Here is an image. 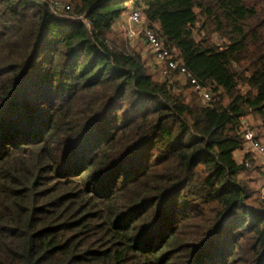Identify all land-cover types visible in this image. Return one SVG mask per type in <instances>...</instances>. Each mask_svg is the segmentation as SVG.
<instances>
[{
  "label": "trees",
  "instance_id": "obj_1",
  "mask_svg": "<svg viewBox=\"0 0 264 264\" xmlns=\"http://www.w3.org/2000/svg\"><path fill=\"white\" fill-rule=\"evenodd\" d=\"M69 1L0 0V264H264V0ZM129 4L209 103L109 37Z\"/></svg>",
  "mask_w": 264,
  "mask_h": 264
},
{
  "label": "built area",
  "instance_id": "obj_2",
  "mask_svg": "<svg viewBox=\"0 0 264 264\" xmlns=\"http://www.w3.org/2000/svg\"><path fill=\"white\" fill-rule=\"evenodd\" d=\"M35 1L46 4L49 11L54 15H65L71 9L70 5L62 0ZM121 17L122 22L117 23L116 27H119L124 37L130 41L137 39L139 34L143 35L142 39L145 43L146 50L151 56V67L158 70L163 79L170 82V80L173 81L172 79L174 77H178L189 86L191 91L202 101V103H209L212 100L210 88L201 85L180 63V61L175 59L172 51L165 46L157 31L152 30V28L145 22V18L140 9L131 6ZM240 131L243 140L242 150L245 152V155L252 156V160L255 161L260 174L264 178L263 141L257 138L255 131L245 123H242ZM239 164L249 170L252 161L243 159L239 161ZM256 196L264 202V189H262L261 192L256 193Z\"/></svg>",
  "mask_w": 264,
  "mask_h": 264
},
{
  "label": "rangeland",
  "instance_id": "obj_3",
  "mask_svg": "<svg viewBox=\"0 0 264 264\" xmlns=\"http://www.w3.org/2000/svg\"><path fill=\"white\" fill-rule=\"evenodd\" d=\"M62 1H64L65 3H68L69 5H70V7H71V4H70V1L69 0H62ZM133 7V5H131V4H129L128 5V8L129 7ZM128 8H127V10H128ZM133 8H135V7H133ZM124 14H122V16H123ZM144 18H145V16H144ZM122 22V17H120L116 22H115V25L113 26V29H112V31H111V33H110V35H109V37L110 38H112V39H114L115 41H116V43H123L124 45H126V42L128 41V42H131L132 43V47L130 48V49H132L133 48V50L134 49H137V50H139V51H141L142 49H144V51H146V53H144L145 55H146V57H147V66H150L151 67V62H152V60H151V56L149 55V53H148V51L146 50V46H145V43L143 42V39H142V34H139V36L137 37V39H134V40H132V41H130V40H127L125 37H124V35H123V33L121 32V30L119 29V27H116V25H117V23H121ZM145 22L149 25V23L147 22V20L145 19ZM152 28V30H157L158 29V26H155V27H151ZM204 33L202 32V35H203ZM195 35H196V38H198V36H197V32H196V30H195ZM126 41V42H125ZM139 41H142V42H140V44L139 45H137L136 44V42H139ZM127 42V43H128ZM216 42H218V44H220L221 43V40H216ZM120 43V44H121ZM120 44H118V45H120ZM122 45V44H121ZM144 45V46H143ZM150 73H151V75H152V77H153V79L154 80H156V81H166L165 79H163L162 77H161V75H160V73L158 72V70H156L155 68H152L151 67V71H150ZM173 81H171L170 80V82L168 83V85H171V86H173V88L175 89V92L177 93V92H179L180 90L183 92V94L186 96V98L189 100V99H191V98H195L196 97V95L191 91V89L180 79V78H178V77H174L173 79H172ZM168 82V81H167ZM173 83V84H172ZM241 90L243 91L244 89H242L241 88ZM197 102H199V103H201V104H203L202 103V101L197 97ZM257 121L258 120H256V118L254 117H252V116H250L249 117V120H248V125L250 126V127H254L255 128V131L257 132V134H258V136H259V138L261 137L262 139H264L262 136H263V134H264V128L262 127V126H260V127H256L257 126ZM263 142H264V140H263ZM249 160H250V157H249ZM248 169V168H247ZM248 172H250L249 170H246V172L245 173H248ZM246 180L249 182V184L250 185H254V183H255V186H254V188H255V190H256V192L258 193V192H261V190L262 189H264V178H262L261 176H257V177H253L251 180L249 179V177H247L246 178ZM251 181V182H250Z\"/></svg>",
  "mask_w": 264,
  "mask_h": 264
},
{
  "label": "crops",
  "instance_id": "obj_4",
  "mask_svg": "<svg viewBox=\"0 0 264 264\" xmlns=\"http://www.w3.org/2000/svg\"><path fill=\"white\" fill-rule=\"evenodd\" d=\"M140 42L142 41H139V42H136L137 45L140 44ZM144 46V45H143ZM141 53L144 57V49L141 50ZM154 68V67H152ZM249 117L250 116H247L245 117L243 120H242V123H245L248 125V120H249ZM261 139V138H260ZM244 155H245V152L241 149V150H236L234 153H233V157L235 159V161L237 163H239V161L243 160L244 158ZM250 157V161H252V165H251V168L249 169L250 172L248 173H245V174H242V176H244L245 178L249 177V179L251 180L253 177H257L258 175L261 176L263 178V176L260 174L259 170H258V167H257V164L255 163L254 160H252V156L249 155ZM251 182V181H250ZM255 186V183L253 185V187Z\"/></svg>",
  "mask_w": 264,
  "mask_h": 264
},
{
  "label": "clouds",
  "instance_id": "obj_5",
  "mask_svg": "<svg viewBox=\"0 0 264 264\" xmlns=\"http://www.w3.org/2000/svg\"><path fill=\"white\" fill-rule=\"evenodd\" d=\"M260 139V138H259ZM249 156V155H248ZM244 159V158H243Z\"/></svg>",
  "mask_w": 264,
  "mask_h": 264
}]
</instances>
